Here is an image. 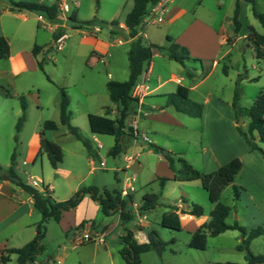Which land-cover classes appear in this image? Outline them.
<instances>
[{
  "label": "crops",
  "instance_id": "obj_1",
  "mask_svg": "<svg viewBox=\"0 0 264 264\" xmlns=\"http://www.w3.org/2000/svg\"><path fill=\"white\" fill-rule=\"evenodd\" d=\"M54 1L47 4H52ZM175 2L176 0L168 5L165 20L160 24H165V27H167L163 32V36L166 38V42L167 36H172L174 42L185 45L189 49L191 57L200 60V65H191L190 62L187 64L188 68L195 75L193 78H189L186 67L169 59L168 56L161 54L159 51H154L152 60L145 64L144 71L139 78V82L148 85V90L144 92V96L142 97L141 111L130 120L131 125H136L138 130L149 138L150 142L145 143L141 139L133 138L129 140L128 136L123 137L124 141H126L125 150L121 154L115 157L113 156L116 159V163H119L117 161L118 158L122 161V166L116 168L121 171L119 176L116 175L118 187H112V185L111 187H107L109 189L117 188L120 190L126 174L134 166L140 170L143 166H150L155 170V173L147 178L146 176L142 177L141 174L137 175V181L135 183L137 190L131 196L130 200H126L129 210H135V203L139 207L140 217L134 215L133 218V220L139 218V223L137 222L135 227L129 229L134 232L136 240L141 243L148 242V231L146 236L142 234V231L152 228V221H149V217L156 211V207L162 203L159 197V205L150 211L140 212L144 196L146 194L156 193L154 190L149 191V184L156 182L157 189L164 190L171 181H175L181 184L182 192L188 196L187 199L182 196V200L179 198L176 201L165 202V206L167 207L162 210L161 214H157L156 223L161 224L164 213L170 211V206L173 205L178 207L177 212L180 214L183 230L189 229L191 234L210 220L208 219V215L205 214V210L204 215L201 217H195L181 212L182 209H189L191 207L190 195L183 189V185H187L186 183H194L197 185L196 183L198 182H196L197 180H174L175 172L171 169L162 150L170 151L174 155L184 158L193 168L202 173L212 172L238 157L242 160L243 167L230 185L240 186L244 184L245 180H253L252 184L260 185L264 181L260 177V173H264V156L258 154L260 152L257 149H251L245 141L243 142L241 140V134L238 131L239 125L237 119H235L232 95L224 99L219 93L222 91L224 84L221 78H219L220 82L215 87L210 83L213 77H218L217 71L222 65L227 66L226 73L222 67L223 75H229V65H227L226 61L230 59L233 48L239 39L245 40L254 51L253 44L248 37L252 30H256V28L254 24H248L245 28L242 18L244 4L246 2L247 5L249 2L240 0V20L242 27L237 33L234 31L233 22L227 29H224L223 25L218 23L212 28L215 33L213 39L205 41L200 36H197L199 39L197 43L196 38L194 40V35H190L193 23L184 24L181 29V36L183 34H189L193 47L189 44L178 42L176 36L171 31L173 24L186 12V7H182L181 4H174ZM257 5L259 10L263 11L260 9V3L258 1ZM31 13L39 21L38 14ZM9 15L15 18H21L22 21L28 19L27 16L22 14V10H12L6 0H0V36L6 37L10 44L9 57L0 59V125L8 128V138L11 129L15 127L21 115L20 97L25 96L27 100V119L20 131H18L17 142L20 145V158L18 159L16 155V171L18 173L21 168H24L23 171L31 175L29 178L40 182V189L43 186H48L54 198L57 200H66L83 186H98L100 181L95 169V160L91 154L84 157L82 155L83 150L79 145H72L74 147L71 152H73L74 156L77 159L88 161L91 165L88 175H92L93 179L88 185H85L86 181H84L82 172L73 166V164L67 165L65 162L66 150L69 147H66L58 139V135L61 134L58 132L60 128L57 130H46L45 137L58 143L62 147L64 152L63 162L54 168L47 154L39 153L41 149V131L46 120L37 113L41 110L43 111L44 105L41 101V91L35 92L33 89L35 88L34 84L26 85L25 77L28 74H36L37 71L42 70L39 66V61H44V59H40V55L45 57L48 52L43 45L30 40L26 42L24 36H22V40L19 37L15 38V36H18L17 32L21 28L19 24L16 29L17 32L14 33V37L12 38L7 28ZM199 20L196 18L195 21L197 22ZM39 24L46 28L40 21ZM120 24L123 28V34L127 35L128 28L125 23L120 22ZM148 26H143L140 35L143 34L149 42L162 45L163 43L160 41L161 37L150 35L147 31ZM107 27L109 35L106 38H102L99 35L101 31L95 24L89 27L91 31L76 29L69 23L66 24L65 30L73 28L83 32L87 36L86 41L90 44V50L81 54H73L66 51L65 59L78 63V67L76 69H73V67L68 68L64 74L65 83L57 84L59 85V92L60 88L66 90L70 100L69 110L73 116L75 113L76 115L85 114L89 120V114L104 115L105 106H111L113 108L108 116L112 118L116 116L115 104L113 102L112 105L107 104V96L110 97L107 83L110 80L125 81L129 78L128 51L133 38H124L123 35L112 32L110 26ZM48 30L51 31L50 29ZM51 33L52 41L50 46H53L55 34L53 31ZM35 45L41 46V49L37 51V55L33 53ZM197 47H205L210 51L205 52ZM181 85L189 88V96L192 100L203 104V113L200 117L185 114L178 111L174 106L167 105L168 95L176 92ZM35 115L37 121L35 120L33 126H27ZM46 118H53L59 122L60 99L58 101V113ZM96 135L98 134H93L92 132L91 139L93 138L94 141L97 140ZM163 138L169 140V145L163 143L165 141ZM234 142H237V146H235L236 144ZM154 146H159L161 148L160 151H155L153 149ZM84 149L85 151L87 150L85 146ZM130 156H135L137 161L129 163L127 159ZM10 164L11 162L7 166L9 167ZM128 166L130 168H127ZM248 174L253 179H250L251 177L249 178ZM52 175L55 176L54 180H52ZM161 177L168 178L163 186L159 180ZM142 189L143 193L139 194ZM192 203L194 202L192 201ZM120 219L119 214L112 217H105L101 205L90 196H85L77 207L64 212L61 220L56 222L62 238L59 237L60 240H58L57 248L54 252L43 251L38 255L37 263L125 264L119 252L122 243L120 246H113L106 242L107 236H110L112 241L117 238L120 239V235L123 233V225ZM144 219L147 221L145 222ZM227 219H229L228 223L241 222L246 228L253 226L245 223L243 216L239 214L237 209L235 212L231 210ZM40 220L41 213L35 208L33 198L28 193L13 183L0 182V255L9 248L22 247L32 240L36 235V225ZM91 220H95L94 226H91ZM51 221L47 223L50 229L54 227ZM84 221H87L86 224L81 229H76ZM128 223H126V227ZM137 225L141 226L137 228ZM90 227L103 232L106 235L105 242H80L78 240L79 236L84 230ZM119 256L123 263L120 262Z\"/></svg>",
  "mask_w": 264,
  "mask_h": 264
},
{
  "label": "rangeland",
  "instance_id": "obj_2",
  "mask_svg": "<svg viewBox=\"0 0 264 264\" xmlns=\"http://www.w3.org/2000/svg\"><path fill=\"white\" fill-rule=\"evenodd\" d=\"M24 1L50 3L54 0ZM257 1L260 3V9L264 11V0ZM64 2H66L72 10H77L81 20L95 19V25L101 31L99 32V35L102 38H106L109 35L107 25L102 24V22L118 20L119 22L125 23L126 17L132 10V7L134 5V0H60L59 3ZM174 4H181L182 7H186V12H184L181 15L180 19L173 24V26L171 27V31L173 35L176 36V40L178 42L189 44L191 45V47H193L190 42L191 34V36L194 35V40L196 38L197 43L199 42L197 36H200L205 41H209L210 39H213V35L215 34L212 29L215 24H222L224 29H227L230 24H232L231 17L236 6V0H176ZM22 14L28 17L26 21H22L21 18H15L12 17V15H9V21L7 22L8 32L10 33L9 35L13 38L14 33L17 32V25L19 24L21 28L19 32H17L18 36H15V38L19 37V39L22 40V36H24L26 42L29 40L34 41V43L43 45L47 50L48 54L45 57L43 55H40V59H44L43 70L37 71L36 74L26 75L25 82L28 86L34 84L35 88L33 89L35 92L41 91L40 95L41 101L44 105V109L37 114L40 115V117H44L43 119L45 120H54L53 118L46 117H51V115H56L58 113V101L60 99V92L58 87L59 85L57 84L65 83L64 74L68 68L73 67V69H76L78 67V63L73 62L72 60L67 61L65 59L66 53L68 52L73 54H81L87 52L88 50H90V44L88 41H86L87 36L83 32L77 31L73 28H69L66 30L69 34V37L66 39L64 50H57L54 44L53 46H50V43L52 41L51 31L42 27L39 24V21L35 19V15L31 13V11L22 10ZM242 15L245 28L248 24H254L258 32L262 33L264 31L262 25L253 16L252 6L250 3H247L246 5L245 2ZM66 16L68 18L69 14H67ZM196 18L200 20L196 22ZM190 22L193 23L191 26L192 32L190 33V35L183 34V36H181V29L183 25ZM68 23L71 25L69 21ZM165 26V24H151L147 28V31L150 35L161 37L160 41H162V45L167 44L166 38H164L163 36L164 30L167 29V27ZM83 30L91 31L88 26L84 27ZM141 36L143 37L145 42H149L143 34H141ZM198 49L205 52L210 51L205 47H200ZM226 62L227 65H229V75H223L222 67L224 66L222 65L217 71L218 77H213L210 83L215 87L220 82L219 78H221L224 84L222 91L219 93L224 99L226 97L229 98L232 95L233 101L235 91L238 89V106L241 111L237 114L234 108L235 119H237L238 125L242 126V128L247 131L250 121L248 108L253 104L256 96L264 91V61L259 60L255 57L253 48L245 40L239 39L236 46H234L233 48L230 59ZM190 63L191 65H200V61L193 58L190 60ZM240 74L244 75L245 77L240 79ZM107 104H113L109 96H107ZM35 120L37 121L36 115L33 116L32 120L29 121V125L27 126H33ZM71 125L78 127L81 134L84 135V137L90 139L93 143L92 156L95 160V169L100 181L98 186L111 187L112 185V187H118L116 175L119 176L121 174V171L117 170L116 168L122 166V161H120V159L118 158L117 161H119V163H116V159L109 153V150L112 149V147L115 145V137L111 135H96V138H98L97 140L94 141L93 138L91 139L92 132L89 125L88 116H86L85 114L76 115L75 113L74 116L71 115ZM59 128L60 129L58 132L61 133L58 135L59 141H61V143H63L66 147H69L66 150V164H73V166L78 168V170L83 174V177L85 179L84 181H86L85 185H88L93 179L92 175H88V171L90 170L91 165L88 163V161L84 159H77V157L74 156L73 152H71L73 151L72 149L74 147H72V145H79L83 150L82 155L84 157L89 156L90 153L87 150L85 151L83 143L76 139V137L69 132V129L66 125L60 124ZM7 129L8 128L4 125H0V164L4 169H6L8 167L7 165H9V163L11 162L13 153H16L18 159L20 158V145H18L17 142L18 132L16 130V124L15 127L11 129L10 136H8V138ZM254 137L255 142L264 151V143L259 140L258 133L254 132ZM240 138L243 142H246L247 146H249L246 139L242 135ZM164 140L165 141L163 143L165 145H169V140ZM99 143H102L104 147L99 149ZM234 144H236L235 146H237V142H234ZM153 149L155 151H160V149H157L155 146L153 147ZM258 154L261 155L262 152ZM178 159L179 156L175 155V164L177 167H181L182 164L178 162ZM102 161L105 162V167H100ZM23 169L24 168H21L18 174L23 181L27 182L31 175L29 173H25ZM249 170L252 171L251 169ZM132 172H136L137 175L141 174L142 177L146 176L147 178L153 175L155 173V170L150 166H143L141 170L134 166L129 170V173ZM260 175L263 181L264 173L262 172L260 173ZM52 176V180H54L55 176ZM248 177L250 178L251 175L248 174ZM250 179H253V177H251ZM247 181L248 180H245L243 185L241 184L240 186H238L242 189L241 197L238 201H234L233 199L234 185H229L223 190L222 194L220 195L219 201L230 205L231 210H233L234 212L237 209L239 214L243 216L245 223L253 225L247 229L257 227L264 228V181L261 182L260 185L252 184L253 180L248 182ZM196 182H198L196 183L197 185H195L194 183H186L187 185H183V189L187 191V193H189V199H191V202L193 201L194 203L203 206L205 214L208 215V219H210V212L214 208V204L211 202L209 194L204 189L201 181L197 180ZM148 189L149 191H156L162 203L161 205L156 207V211H154L149 217V221H152V228L142 231V234L146 236L147 231L149 232L150 229H155L158 232L159 236L165 242H168V244L166 245L165 250L161 253L157 252L154 249L143 253L141 256L143 264H215L219 262H235L244 264L247 262L246 253L237 248V246L241 243V233L238 230H227L217 236L209 235L207 248L205 250H200L188 246V241L191 237V232L189 231V229L177 231L165 228L161 226V224L155 222L157 214H161L162 210L167 207L165 206V202L176 201L179 198L182 200V196L186 199L188 198L187 194H184V192H182L181 184L175 181H171L166 189L158 190L157 183L155 182L149 184ZM142 191L143 189L139 192V194H142ZM146 219H144L145 222L147 221ZM228 221L229 219H227V222ZM51 222L52 226L54 227L50 229L47 224L48 230L46 233V237L44 238L43 251L46 252H54L57 248L58 240H60L59 237L62 238V235H60L57 228V223L55 221ZM137 222L139 223V218H135V220L129 222L127 224V227L133 228L135 227ZM239 223L241 224V222ZM140 226L141 225H137L136 227L138 228ZM142 234L141 236H143ZM172 240L175 241L173 242ZM106 242L113 246L121 245V240L119 238L112 241V238L110 236L106 237ZM250 250L254 254H264V234L252 240ZM119 260L123 263L120 256ZM6 264H19L17 261V256L13 254L12 259Z\"/></svg>",
  "mask_w": 264,
  "mask_h": 264
},
{
  "label": "trees",
  "instance_id": "obj_3",
  "mask_svg": "<svg viewBox=\"0 0 264 264\" xmlns=\"http://www.w3.org/2000/svg\"><path fill=\"white\" fill-rule=\"evenodd\" d=\"M12 10H28L37 14H43L52 22H62L63 17L60 14L59 2L55 0L52 4L42 2H32L24 0H6ZM160 0H134L132 10L128 13L125 25L128 28V34H123V28L118 20L110 22L103 21L102 24L110 26L112 32L123 35L124 38H133L130 49L128 51L129 59V78L125 81L110 80L107 88L110 93V99L115 104L116 116L114 118L108 116L113 108L105 106V114H89V124L93 134L111 135L115 137V145L110 150L112 156H117L125 150V142L123 137L128 136L129 140L136 138L134 127L131 125V119L137 113L138 99L132 95L135 85L139 82L145 64L153 58L154 51L157 50L161 54L166 55L169 59L174 60L186 67L187 76L193 78L194 73L188 68L187 64L193 58L186 46L174 42L172 36H167V44L161 45L152 42H145L140 32L144 26V18L148 15L152 6ZM252 6V13L255 19L259 21L264 29V12L260 11L256 0H246ZM240 0H236V6L232 16L234 31L237 33L241 30L242 22L240 20ZM73 28L83 29L95 24V19L80 20L77 10H74L68 17ZM249 40L254 47L255 57L264 60V31L262 33L252 30ZM41 46L35 45L33 48L34 55ZM10 55V44L6 37L0 36V59L8 58ZM198 60L196 58H193ZM200 61V60H198ZM39 66L43 70V61H39ZM223 71L227 72V66L223 67ZM245 77L240 74V79ZM189 88L187 86H179L176 92L168 95L167 105L174 106L178 111L185 114L200 117L203 113V104L192 100L189 96ZM239 91H235L233 106L237 114L241 111L238 106ZM21 115L16 123L17 132L27 119V100L25 96L20 97ZM69 96L64 88H60V120H46L41 131V149L40 154L46 153L51 165L56 168L64 159L62 147L45 137L46 130H57L59 125H66L69 132L79 139L87 151L93 154L92 141L84 137L79 128L71 125V112L69 110ZM250 122L248 130H244L242 126H238L239 133L246 139L251 149H257L264 155L262 148L255 142L254 132L258 133L259 140L264 143V91H262L253 104L248 108ZM161 149L159 146H155ZM164 157L169 162L171 169L175 172L174 180L176 181H193L200 180L204 189L208 192L214 208L210 214V220L205 222L195 232H192L188 246L200 250H205L208 246V236H217L227 230H238L241 233V243L237 246L239 250L246 253V263L244 264H264V254H254L250 250V243L253 239L264 234V228L257 227L247 229L239 222L228 223L227 217L231 211V206L219 201L223 190L229 186L235 176L243 167L240 158H234L218 169L202 173L193 168L186 160L179 157L178 162L181 167L176 166L175 155L170 151L162 150ZM160 184L163 186L168 178H159ZM0 182L13 183L28 193L34 201L35 208L41 213V220L36 225L35 237L19 248H9L0 255V263H6L10 260L11 255L17 256L19 264H41L37 263V257L44 250V238L47 233V223L51 220L59 222L64 212L71 210L83 200L85 196H90L93 200L101 205L103 215L112 217L120 215L123 225V233L120 235L122 247L120 255L124 259L125 264H142L141 256L152 249L161 253L165 250L168 242H165L155 229L148 232V242H138L134 236V232L126 227V223L134 218V214L127 208V202L120 196V190L117 188L109 189L107 187H98L96 185L83 186L66 200H57L51 194L48 186L42 189L37 188L28 182L22 180L16 171V153L12 154L11 164L4 169L0 164ZM242 189L236 185L233 186V199L238 201L241 197ZM160 204L159 196L156 193L146 194L140 207V212L150 211ZM189 209H182V213H188L195 217L204 215L203 206L192 203ZM178 207L170 206V211L164 213L161 226L177 231L183 230V224L180 214L177 212ZM87 221L82 222L76 229H81ZM95 225V220H91V226ZM173 242L175 240H172ZM89 243V242H88ZM93 243V242H90ZM215 264H241L235 262H219Z\"/></svg>",
  "mask_w": 264,
  "mask_h": 264
},
{
  "label": "built area",
  "instance_id": "obj_4",
  "mask_svg": "<svg viewBox=\"0 0 264 264\" xmlns=\"http://www.w3.org/2000/svg\"><path fill=\"white\" fill-rule=\"evenodd\" d=\"M175 0H160L157 4L151 7L148 15L144 18V25H159L162 24L165 20V16L167 13V7L169 4L173 3ZM59 10L60 14L63 17L62 22H52L47 17H45L43 14H38V19L42 23L43 26L50 29L54 32V46L57 48V50H63L65 46L66 39L69 37L67 31L65 30L66 24L68 23L67 14H71L74 10L71 9V7L66 3H59ZM122 27V25L120 24ZM148 90V85L138 82L134 89L132 95L138 99V106H137V113L141 111L142 108V97L144 96V92ZM137 113L135 115H137ZM134 115V116H135ZM134 127V133L136 138L135 139H141L145 143H149L150 140L147 136L143 135L137 128L136 125ZM104 145L102 143L98 144V148H103ZM129 163H134L137 161V158L135 156H130L128 159ZM101 167H105V162H101ZM127 168H130L128 166ZM28 183L39 188L40 182L38 180H34L32 178H29ZM136 181H137V173H127L122 186L120 188V196L122 199L130 200L131 196L136 192ZM134 204V203H133ZM135 210H132V213L138 217H140L139 214V207L135 203ZM105 234L103 232L97 231L92 229V227L88 228L87 230H84L81 235L79 236L80 242H97V243H103L105 242Z\"/></svg>",
  "mask_w": 264,
  "mask_h": 264
}]
</instances>
